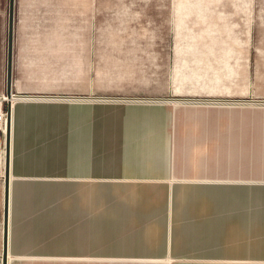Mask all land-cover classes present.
<instances>
[{"label": "crops", "instance_id": "1", "mask_svg": "<svg viewBox=\"0 0 264 264\" xmlns=\"http://www.w3.org/2000/svg\"><path fill=\"white\" fill-rule=\"evenodd\" d=\"M27 1L22 12V39L18 40L16 73L21 83H14L13 70V92L81 99L18 101L14 106L9 264H40L35 261L63 256L55 254L56 249L44 252L40 248V242L56 238L42 232L52 214L43 208L49 202L47 197L44 200L38 195L58 189L44 184L58 177H64L65 183L88 178L131 182L124 193L129 196L106 197L103 203L119 213L118 220L111 223L112 239L119 247L110 255L100 254L103 259L97 264H249L220 263L223 258H257L260 263L256 264H264V105L216 104L208 98L105 97L130 94L131 84L120 78L122 83L115 85L116 78L109 70L97 73L98 97L83 96L89 90L83 72L71 78L64 95L39 93L40 81L46 76L37 70V56L25 36L26 27H30L26 18L37 12L30 8L33 0ZM186 7L177 5L179 11ZM8 16L9 0H0V32ZM165 43L160 51L161 68L167 63ZM170 104L209 108H170ZM215 106L240 108H210ZM43 164L60 166L63 174L37 172L35 167ZM250 176L256 183H249ZM4 179L5 159L0 162L1 264ZM139 183L150 188L138 189ZM141 206L147 210L141 211ZM80 220L83 231L64 233L65 249L72 247L70 242H80L72 254H64L73 258L71 262L88 256L86 244L95 239L89 233L86 211L80 212ZM149 224L161 231L145 233L144 226ZM149 241L157 244L147 247ZM111 257L126 259H105Z\"/></svg>", "mask_w": 264, "mask_h": 264}, {"label": "rangeland", "instance_id": "2", "mask_svg": "<svg viewBox=\"0 0 264 264\" xmlns=\"http://www.w3.org/2000/svg\"><path fill=\"white\" fill-rule=\"evenodd\" d=\"M29 3L34 4L30 8L37 12L34 17L26 18L30 27H26L29 31L25 36L37 56V70L46 76L40 81L39 93L64 95L71 78L83 72L87 75L84 81L89 85L83 96L98 97L97 73L109 70L116 78L115 85L122 83L121 79L131 84L130 94L105 97L264 101V0H33ZM178 4L187 7L179 11ZM27 5V0H16L15 84L21 83L16 73L18 40L22 39V12ZM208 5L211 7L205 8ZM8 19L9 16L0 32V86L3 84L0 108L6 114L9 103L2 101L1 96L6 94ZM164 43L168 51L167 63L161 68L160 51ZM169 106L209 108L204 105ZM249 108L257 107L250 105ZM6 125L7 117L4 129L0 126L1 164L5 159ZM35 168L43 174H63L60 166L43 164ZM54 179L56 181L44 184L59 188L50 193L39 192L38 196L44 200L47 197L49 202L43 204V208L52 214L49 226L42 232L56 240H44L40 242V248L44 252L56 249L58 253L55 254L63 256L47 257L46 261L35 263L97 264V260L103 259L98 257L100 254L110 255L119 247V242L112 239L111 230V223L118 220L119 213L113 207H104L103 203L106 197L113 200L129 196L124 193L131 182L113 183L88 178L84 182L65 183L64 177ZM224 180L218 178V181ZM248 181L256 183V178L250 176ZM141 184L138 189L150 188ZM140 209L147 210L143 206ZM82 211L88 214L89 233L95 239L86 244H89L85 248L88 256L71 262L73 258L64 254H72L75 244L80 242H70L72 247L65 249L64 233L83 231ZM130 220L134 223L136 219ZM144 228L147 234L161 231L155 224ZM155 243L157 241H149L145 245L152 247ZM105 259L119 261L126 257ZM235 259L218 261L260 263L257 258Z\"/></svg>", "mask_w": 264, "mask_h": 264}, {"label": "water", "instance_id": "3", "mask_svg": "<svg viewBox=\"0 0 264 264\" xmlns=\"http://www.w3.org/2000/svg\"><path fill=\"white\" fill-rule=\"evenodd\" d=\"M16 33V0H9V19H8V44H7V81H6V93L9 97H15L18 101H32V100H78L81 98H67V97H30L19 96L13 92V70H14V44ZM109 101H115L116 99L105 98ZM102 100V99H97ZM96 100V101H97ZM216 104L228 103L236 105L239 103L244 104H264V101H240V100H214ZM11 110L12 104L9 103L8 109V131L6 135V162H5V194H4V221H3V237H4V250L2 256V264H9L10 261V198H11V185L13 180L12 172V160L11 158Z\"/></svg>", "mask_w": 264, "mask_h": 264}, {"label": "bare ground", "instance_id": "4", "mask_svg": "<svg viewBox=\"0 0 264 264\" xmlns=\"http://www.w3.org/2000/svg\"><path fill=\"white\" fill-rule=\"evenodd\" d=\"M1 100L4 101V102H8V103L12 104V110H11V113H10L11 114V128H12L13 109H14V106H15L16 102H18V99H16L15 97H9L7 95V93H6V94L1 96ZM1 115H2V111H1V108H0V118H1ZM5 120H6V117H5L4 121ZM0 126H2V128L4 129V122H3L2 125H1V122H0ZM6 126H7L6 127V133L4 132L5 136L7 135V131H8V113H7V125ZM11 139H12V129H11ZM11 158H12V143H11ZM5 162H6V149H5ZM10 204H11V198H10Z\"/></svg>", "mask_w": 264, "mask_h": 264}, {"label": "built area", "instance_id": "5", "mask_svg": "<svg viewBox=\"0 0 264 264\" xmlns=\"http://www.w3.org/2000/svg\"><path fill=\"white\" fill-rule=\"evenodd\" d=\"M1 111H2V115H1V118H0V122H1V125H2L3 122H4L5 117H7V114L2 109H1Z\"/></svg>", "mask_w": 264, "mask_h": 264}]
</instances>
